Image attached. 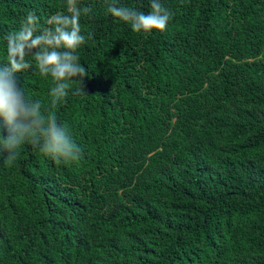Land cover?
<instances>
[{
	"label": "trees",
	"instance_id": "trees-1",
	"mask_svg": "<svg viewBox=\"0 0 264 264\" xmlns=\"http://www.w3.org/2000/svg\"><path fill=\"white\" fill-rule=\"evenodd\" d=\"M111 2L80 0L87 95L55 108L80 159L0 157V264H264V0H160L150 36ZM29 11L43 28L66 0H0V64ZM18 81L50 107L34 63Z\"/></svg>",
	"mask_w": 264,
	"mask_h": 264
},
{
	"label": "clouds",
	"instance_id": "clouds-1",
	"mask_svg": "<svg viewBox=\"0 0 264 264\" xmlns=\"http://www.w3.org/2000/svg\"><path fill=\"white\" fill-rule=\"evenodd\" d=\"M150 8L145 14L119 7L115 0L107 4L112 17L145 36L154 31L163 33L172 16L160 0H151ZM91 11L90 7H81L80 0H66V12L51 15L47 26L39 27V17L29 11L19 30L3 36L6 63L0 64V157L5 165L10 166L18 159L25 144L57 164L67 165L80 159L82 148L72 139L67 126L58 121L55 108L70 92L74 96L87 95L84 88L87 72L80 63L78 49L85 43L80 18ZM33 63L36 74L51 78L53 84L47 110L42 109L39 100L26 96L19 85L18 74L31 69Z\"/></svg>",
	"mask_w": 264,
	"mask_h": 264
}]
</instances>
